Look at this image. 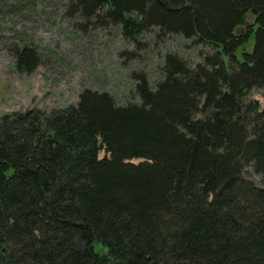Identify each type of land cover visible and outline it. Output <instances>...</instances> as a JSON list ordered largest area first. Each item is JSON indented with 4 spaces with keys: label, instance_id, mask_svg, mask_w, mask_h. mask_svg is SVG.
Instances as JSON below:
<instances>
[{
    "label": "trees",
    "instance_id": "16d2710c",
    "mask_svg": "<svg viewBox=\"0 0 264 264\" xmlns=\"http://www.w3.org/2000/svg\"><path fill=\"white\" fill-rule=\"evenodd\" d=\"M75 8L136 48L155 30L218 51L195 65L166 53L154 87L134 74L138 104L86 88L2 115L0 264H264V105L248 98L264 91V0ZM14 52L20 72L40 61Z\"/></svg>",
    "mask_w": 264,
    "mask_h": 264
},
{
    "label": "rangeland",
    "instance_id": "374dc122",
    "mask_svg": "<svg viewBox=\"0 0 264 264\" xmlns=\"http://www.w3.org/2000/svg\"><path fill=\"white\" fill-rule=\"evenodd\" d=\"M76 1L0 0V117L29 108L50 112L75 105L86 88L109 93L118 105L138 104L134 74H145L154 87L166 53L195 65L218 51L178 35L158 38L155 30L138 38L136 48L122 38L119 26L99 27L83 19ZM245 29L239 26L236 33ZM21 46L32 48L40 59L28 73L16 68L14 51ZM252 48L253 35L245 50L251 53ZM248 98L264 105L262 90L253 89ZM246 176L256 181L251 172Z\"/></svg>",
    "mask_w": 264,
    "mask_h": 264
}]
</instances>
